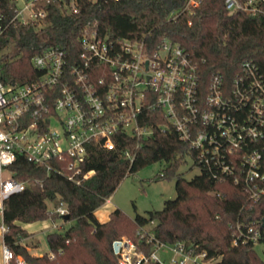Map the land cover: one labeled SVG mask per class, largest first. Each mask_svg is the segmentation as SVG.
<instances>
[{
	"label": "built area",
	"instance_id": "2783aa9c",
	"mask_svg": "<svg viewBox=\"0 0 264 264\" xmlns=\"http://www.w3.org/2000/svg\"><path fill=\"white\" fill-rule=\"evenodd\" d=\"M120 0H0L1 53L13 48L23 54L19 34L33 28L39 34L52 25L57 14L81 19L87 16L77 37L81 51L64 41L44 40L32 57L37 74L29 82L4 84L0 78V252L2 264L15 256L5 242V203L39 180L19 181L11 167L20 156L45 169L48 176L67 174L80 184L82 165L91 147L118 151L117 137L148 138L153 134L139 118L159 110L182 141L198 151L202 167L217 177L234 178L250 193L264 199V76L253 60L241 63L230 83L214 74L204 82L197 62L169 40L151 49L145 40L111 39L100 29L99 14L106 2ZM204 0H189L187 8H198ZM230 14L264 12V0H226ZM16 35L17 40L13 38ZM18 57V58H19ZM14 60V59H12ZM11 60V61H12ZM146 113V114H145ZM133 163L135 154L121 151ZM7 174V177H5ZM93 172L85 174L90 179ZM69 214L60 201L55 210ZM264 216L240 226L235 246L251 242L264 246ZM119 264H165L157 255L168 248L179 258L171 264H214L206 253L191 255L182 245L156 242L154 252L138 251L130 239H121Z\"/></svg>",
	"mask_w": 264,
	"mask_h": 264
},
{
	"label": "trees",
	"instance_id": "16d2710c",
	"mask_svg": "<svg viewBox=\"0 0 264 264\" xmlns=\"http://www.w3.org/2000/svg\"><path fill=\"white\" fill-rule=\"evenodd\" d=\"M189 0H120L103 5L99 14L100 29L111 39L145 40L151 49L169 40L179 45L198 63L203 80L209 83L214 74L222 75L230 83L245 60H253L264 76V12L251 16L245 12L230 14L226 0H204L188 9ZM52 16L49 29L36 34L25 28L19 34L23 54L4 65L0 78L4 84L29 82L37 74L31 59L44 40L65 42L71 50L81 51L77 37L84 20ZM15 40L18 37L13 36ZM19 57V58H18ZM146 114V113H145ZM141 126H148L153 134L148 138L117 137L118 151L99 147L89 149V157L82 165L83 174L76 184L58 174L47 175L23 156L11 167L19 181L39 180L13 195L5 203L4 223L8 227L6 244L12 249L18 264H119L114 243L128 236L139 252L151 255L156 242L171 246L182 245L191 255L206 253L205 261L214 264H264V258L251 242L233 244L239 226L245 231L252 220L261 223L264 199L254 202L250 193L234 178L215 177L198 161V151L182 141L165 115L157 109L139 118ZM129 149L135 154L130 163L122 154ZM191 158L201 174L187 180L179 174L181 165ZM165 162L168 169L160 178L176 180L177 197L168 200L162 211L137 214L131 220L115 209L109 221L102 223L96 212L112 197L120 184L140 169ZM93 172L90 179L84 175ZM62 201L69 210V224L64 232L46 235L48 252L35 256L23 240L30 236L24 225L62 217L51 211L48 202ZM151 227L147 233H141ZM157 264V263H156Z\"/></svg>",
	"mask_w": 264,
	"mask_h": 264
},
{
	"label": "rangeland",
	"instance_id": "374dc122",
	"mask_svg": "<svg viewBox=\"0 0 264 264\" xmlns=\"http://www.w3.org/2000/svg\"><path fill=\"white\" fill-rule=\"evenodd\" d=\"M2 64L9 62L17 57L16 51L9 48L1 53ZM169 165L165 162L155 163L140 169L138 172L129 175L117 188L111 197V206L106 203L102 208L103 211L98 213V218H103L102 213H107L105 209H120L131 220H134L137 214L146 215L150 211H162L165 203L168 200H174L177 197L176 180L162 179L160 175L168 169ZM179 174L187 180H192L194 177L201 174L199 168L194 166L191 158H186V161L181 165ZM7 177V174L6 176ZM60 201L48 202V207L51 211H55L57 204ZM2 219L0 217V223ZM26 227L31 230L30 236L23 240V244L29 248V252L35 256H42L48 252L46 235L60 231L64 232L69 228L68 222L61 218L54 223L51 220L45 222H36L26 224ZM151 230V227H146L141 231L142 235ZM122 239H130L128 236H123ZM258 254L264 258V246H256ZM160 260L165 264H171L172 258H179L173 251L168 248L157 251ZM0 252V264H2ZM18 264H25L23 258H18Z\"/></svg>",
	"mask_w": 264,
	"mask_h": 264
},
{
	"label": "crops",
	"instance_id": "0c3cea01",
	"mask_svg": "<svg viewBox=\"0 0 264 264\" xmlns=\"http://www.w3.org/2000/svg\"><path fill=\"white\" fill-rule=\"evenodd\" d=\"M107 203H108L107 206H111V198L107 201ZM114 210H115V208L112 210V209H110V208L108 207L107 209H105V211H106L107 213H102L103 218H98V219H99L102 223H105V222L109 221V219H110V215H111V213H112ZM100 211H103V208L99 209V210L96 212V215H98V213H99ZM97 217H98V216H97ZM24 228L27 229V230L29 231V233H32L31 230L28 229V228L26 227V225H24ZM28 249H29V248H28Z\"/></svg>",
	"mask_w": 264,
	"mask_h": 264
},
{
	"label": "water",
	"instance_id": "95a60500",
	"mask_svg": "<svg viewBox=\"0 0 264 264\" xmlns=\"http://www.w3.org/2000/svg\"><path fill=\"white\" fill-rule=\"evenodd\" d=\"M63 219L67 221L69 219V215L63 217ZM263 227H264V220H263ZM119 246H120V243L119 242H115L114 243V251H115V253H118Z\"/></svg>",
	"mask_w": 264,
	"mask_h": 264
}]
</instances>
